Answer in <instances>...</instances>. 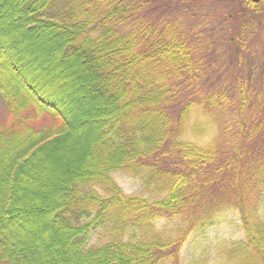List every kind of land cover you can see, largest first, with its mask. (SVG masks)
Listing matches in <instances>:
<instances>
[{
	"label": "trees",
	"instance_id": "16d2710c",
	"mask_svg": "<svg viewBox=\"0 0 264 264\" xmlns=\"http://www.w3.org/2000/svg\"><path fill=\"white\" fill-rule=\"evenodd\" d=\"M175 1L0 0V264H207L184 245L227 210L245 238L218 244L215 264H264V55L256 71L243 38L261 19H238L263 9L236 4L220 40L248 75L224 82L211 21ZM3 30L39 52L13 51L32 79Z\"/></svg>",
	"mask_w": 264,
	"mask_h": 264
},
{
	"label": "rangeland",
	"instance_id": "374dc122",
	"mask_svg": "<svg viewBox=\"0 0 264 264\" xmlns=\"http://www.w3.org/2000/svg\"><path fill=\"white\" fill-rule=\"evenodd\" d=\"M162 1V0H161ZM166 1V0H165ZM169 1L174 7L177 8V2L175 0H167ZM238 1V0H237ZM157 4H160L158 2ZM192 6V11L195 12V17H193V21H196L198 16L200 18L198 20L204 22L211 21V23H206L204 25V33H202L203 36H209L213 40V70L212 74L216 76L218 81H231V79L234 78V76L238 75L239 73L243 74V77L248 75V69L246 67L245 63H240L238 65L236 63V60L233 62L235 51H234V44L232 45L228 43H223V41L220 40V38L224 35V29L225 25L228 22H231V25H234L233 23L235 21L236 13H235V7L237 3H234L233 0H196ZM245 8V7H243ZM163 11V10H160ZM256 12L252 11L250 12L249 8L243 9L240 11V14L238 15V19H245V17H252L256 18V20H260V27L259 29H252L251 31H248L247 34L249 35L247 38L243 35L244 40H248L247 42V52H250L248 55H250L253 58V61L257 60L256 57H260L258 60L262 58V55H264V10H261L259 14H255ZM225 14V15H224ZM232 15V17H230ZM197 16V17H196ZM260 18V19H259ZM216 22L220 25H216L212 22ZM194 23L193 25H195ZM230 27L232 28L233 26ZM238 25V24H237ZM202 27V26H201ZM252 27V26H251ZM228 29V28H227ZM236 27L233 28L234 33L236 34ZM6 30L13 31L15 30L13 27H8ZM18 30V29H17ZM4 36L1 39L3 43V51L8 54V56L16 63L18 64L21 69L23 70V67L21 66L20 62L15 58L14 52L20 54L21 56H29L34 57L37 56L39 52L33 51V49H28L27 47V41L25 38L21 37V35L18 32L12 33V37L9 39L11 43L8 42V35L7 31H4ZM253 40V41H252ZM31 43V41H29ZM10 45H8V44ZM25 43V44H24ZM228 44V45H227ZM7 45V48L5 47ZM27 47V48H26ZM230 50L229 54L228 51ZM14 51V52H13ZM212 52V49L209 53ZM255 54V57L253 55ZM226 54H228L226 56ZM6 56V55H5ZM46 58L45 56H42ZM7 58V56L5 57ZM40 63H44V59L40 57L39 59ZM254 62H251L249 65L253 64ZM9 64L11 65V61H9ZM8 64V65H9ZM262 63L261 61L255 62V70L259 71L262 69V66H260ZM9 65V66H10ZM43 67H47L46 64L43 65ZM250 69V68H249ZM26 76L30 79L33 78V75H36L39 73L37 71L33 75L30 76L29 71H24ZM35 72V71H34ZM49 69L48 71H44V73H41L42 76L45 77V83H48L50 89H54L56 86H60L63 82L55 81L53 78L49 77ZM69 87H65V90L69 92ZM73 88H75L73 86ZM71 100L75 102L74 98L71 97ZM65 101L67 102L66 98L64 97ZM80 106L82 104H79ZM6 119V112L4 110V104L2 99L0 98V124L5 123ZM114 178L118 185L124 190L126 193H139L141 192L140 183L138 180L134 178H130L124 175L115 174ZM264 202V197H263ZM262 214H264V203L261 207ZM24 226V224H23ZM29 232H35L33 228L29 229ZM194 236H191L188 241L184 245L183 254L185 255V259H190L191 257L197 258L202 257L201 259L204 260L207 264H215L217 263L216 257L218 250L215 249V247L220 244L223 241H232V240H239L245 238V232L242 228V223L240 221V217L237 211L234 210H227L224 214H221L219 222L214 225L213 227H210L206 230L205 234L201 236L200 238L193 239ZM202 263L199 262V264Z\"/></svg>",
	"mask_w": 264,
	"mask_h": 264
},
{
	"label": "flooded vegetation",
	"instance_id": "af4514ba",
	"mask_svg": "<svg viewBox=\"0 0 264 264\" xmlns=\"http://www.w3.org/2000/svg\"><path fill=\"white\" fill-rule=\"evenodd\" d=\"M234 3H240V4H243V5H246L247 1H250V2H254L257 4L258 6V9L259 8H262L264 10V0H256V1H253V0H233ZM247 8V7H246ZM249 10L251 11V9L249 8ZM259 14V12H258Z\"/></svg>",
	"mask_w": 264,
	"mask_h": 264
},
{
	"label": "water",
	"instance_id": "95a60500",
	"mask_svg": "<svg viewBox=\"0 0 264 264\" xmlns=\"http://www.w3.org/2000/svg\"><path fill=\"white\" fill-rule=\"evenodd\" d=\"M253 1H256V0H253Z\"/></svg>",
	"mask_w": 264,
	"mask_h": 264
}]
</instances>
